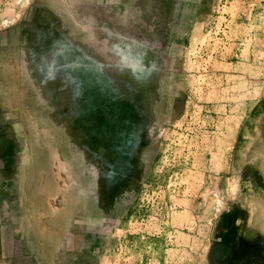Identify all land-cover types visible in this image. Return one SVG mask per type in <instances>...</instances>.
Listing matches in <instances>:
<instances>
[{
  "label": "rangeland",
  "instance_id": "374dc122",
  "mask_svg": "<svg viewBox=\"0 0 264 264\" xmlns=\"http://www.w3.org/2000/svg\"><path fill=\"white\" fill-rule=\"evenodd\" d=\"M0 264H264V0H0Z\"/></svg>",
  "mask_w": 264,
  "mask_h": 264
}]
</instances>
